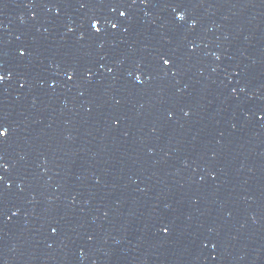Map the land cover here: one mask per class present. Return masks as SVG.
Here are the masks:
<instances>
[{"label":"water","instance_id":"1","mask_svg":"<svg viewBox=\"0 0 264 264\" xmlns=\"http://www.w3.org/2000/svg\"><path fill=\"white\" fill-rule=\"evenodd\" d=\"M0 76V264H264V0H0Z\"/></svg>","mask_w":264,"mask_h":264},{"label":"snow or ice","instance_id":"2","mask_svg":"<svg viewBox=\"0 0 264 264\" xmlns=\"http://www.w3.org/2000/svg\"><path fill=\"white\" fill-rule=\"evenodd\" d=\"M91 27L94 30L99 31V29L97 28V22L94 21L92 23ZM113 27H115V25H113ZM161 60H162V62H163L164 65H170L171 64L170 58H165L164 56H161ZM69 78L71 79V75H69ZM3 79H4V77L3 76H0V80H3ZM137 79H139V77H137ZM7 131L8 130L4 126L0 125V138L5 137ZM5 167H6V165H5ZM165 231H167V229H165Z\"/></svg>","mask_w":264,"mask_h":264}]
</instances>
